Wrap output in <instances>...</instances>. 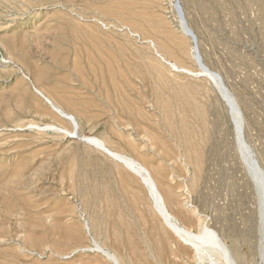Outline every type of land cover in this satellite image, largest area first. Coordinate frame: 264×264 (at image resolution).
<instances>
[{"label": "rangeland", "instance_id": "obj_1", "mask_svg": "<svg viewBox=\"0 0 264 264\" xmlns=\"http://www.w3.org/2000/svg\"><path fill=\"white\" fill-rule=\"evenodd\" d=\"M172 1L0 0V264H110L90 237L124 264H191L188 251L173 258V240L154 229L139 186L114 160L31 128L71 129L33 84L77 117L83 137L150 165L180 194L187 186L191 208L239 260L264 264L257 195L239 169L224 102L206 78L173 72L149 46L197 72ZM182 4L204 63L242 102L264 166V0ZM9 56L16 68L4 65Z\"/></svg>", "mask_w": 264, "mask_h": 264}, {"label": "bare ground", "instance_id": "obj_2", "mask_svg": "<svg viewBox=\"0 0 264 264\" xmlns=\"http://www.w3.org/2000/svg\"><path fill=\"white\" fill-rule=\"evenodd\" d=\"M183 5L182 0L172 1V8L176 11L177 16H175L178 20L180 34L190 43L188 55L190 56L191 61L195 64L197 72L194 73L193 71L179 67L175 63L168 62L159 53L153 42L150 41L149 46L155 52L156 56L163 63H166L173 72L179 75L206 78L208 82L216 88V92L219 94V97L222 99L227 108L232 122L231 125H233V134L235 137V139H233L235 140L234 147H236L235 151H237L239 158V160H237L240 161L243 172L242 168L239 167V169H241V173H244V177L247 179V182L257 195L256 205L258 211L255 210L254 213H258L260 217L259 222H261L263 227V230L262 228L260 230L264 233V166L260 162L254 146L249 144L247 141V122L242 109V102L233 90L225 83L224 79L218 73L211 71L204 63V59L200 51L198 36L188 23ZM3 63L4 65L9 64L15 68L17 67V63L15 64L10 56L7 60H4ZM19 70L21 69L19 68ZM21 73L26 80H30L25 73L22 71ZM32 89L34 95L44 103L49 113L62 122L68 123L71 129L69 131L63 127L57 126H45V128L41 129L40 126L37 125H31V128H35L36 131L53 130L59 134L77 139L86 145L95 146L103 151L107 157L114 160L115 163H117L122 169H124L126 174L139 186V189L142 192L140 195H142V200L146 204L154 229L156 228L157 230H160L163 234L167 235L168 238L171 237L173 240L174 244L172 243L171 246V255L173 258H179V256H181V251H188L185 254L188 259H190L191 264H245V262L239 260L233 250L227 245L225 238L218 232V230L211 227V220L203 218L196 211V209L191 208L192 206L189 205V199L191 197L188 194V189H186L188 188L187 186L185 188V193L180 194V189L178 190L177 187L172 186L173 184H170L166 177L160 175L161 173L159 174L156 173V171L153 172V169H149L150 165L147 166L144 162H141L136 158L127 156L123 152H119L116 149H111L104 140L94 137H83L80 134V124L74 114L68 113L60 107L55 100H53L38 85L33 84ZM127 145L133 147L132 150L134 151V148L136 147L134 143L128 141ZM82 226L84 227V232L90 235L91 228L85 219H83ZM261 241L263 243V240ZM90 243L94 245L96 251L100 252L104 258L106 257L111 262L110 264H124L121 257L115 252V250L112 251L107 249L103 243H98L93 237H90Z\"/></svg>", "mask_w": 264, "mask_h": 264}]
</instances>
